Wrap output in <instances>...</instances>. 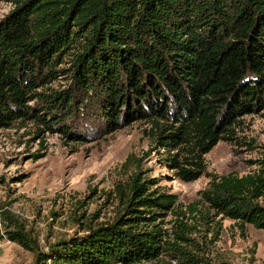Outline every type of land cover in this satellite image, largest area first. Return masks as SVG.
Returning a JSON list of instances; mask_svg holds the SVG:
<instances>
[{"label":"trees","instance_id":"trees-1","mask_svg":"<svg viewBox=\"0 0 264 264\" xmlns=\"http://www.w3.org/2000/svg\"><path fill=\"white\" fill-rule=\"evenodd\" d=\"M11 1L0 21V128L34 120L88 142L145 121L179 180L208 181L182 204L129 155L111 223L43 250L5 210L6 238L32 252L33 264H228L209 260L192 231L215 236L224 218L264 229V146L243 175H218L204 158L219 141L256 147L241 130L244 116L264 114V0ZM59 75L68 86L55 89ZM168 213L171 232L157 222Z\"/></svg>","mask_w":264,"mask_h":264},{"label":"rangeland","instance_id":"rangeland-1","mask_svg":"<svg viewBox=\"0 0 264 264\" xmlns=\"http://www.w3.org/2000/svg\"><path fill=\"white\" fill-rule=\"evenodd\" d=\"M13 6L11 0H0V21ZM68 82L59 75L50 86L62 89ZM242 124V136L254 140L255 149L219 141L204 156L209 171L243 175L257 168L248 160L259 157L264 146V114L246 115ZM149 127L145 121H134L88 142L48 133L34 120H15L0 128V212L13 214L43 250L60 239L84 234L87 226L111 223L121 209L116 184L123 183L133 169L131 164L123 166L129 155L145 177L156 178L165 192L176 194L177 202L198 199L208 178L179 180L163 162L162 150L146 135ZM174 220L168 213L157 222L171 232ZM0 225V264H33L32 252L6 238L1 216ZM192 237L213 262L264 264V229L249 224L242 229L224 218L217 235L198 225Z\"/></svg>","mask_w":264,"mask_h":264}]
</instances>
